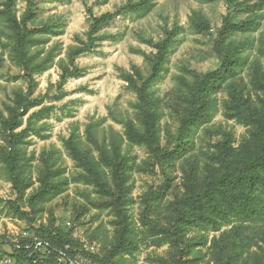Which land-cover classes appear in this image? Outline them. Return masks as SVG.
<instances>
[{
    "label": "rangeland",
    "instance_id": "rangeland-1",
    "mask_svg": "<svg viewBox=\"0 0 264 264\" xmlns=\"http://www.w3.org/2000/svg\"><path fill=\"white\" fill-rule=\"evenodd\" d=\"M6 1L0 0V264H28L12 256L13 245L25 242L39 243V259L53 261L38 233L46 227L75 240V249L66 248L73 264H264V192L242 202L229 198L218 209L192 199L219 144L232 147L234 162L264 150V8L256 32L225 39L227 0H151L142 9L129 6L142 0H16L20 30L5 16ZM85 4L96 17L111 13L114 20L82 53L91 46ZM232 15L231 23L252 17ZM25 21L32 31L28 70L18 53ZM172 33L154 78V45ZM226 58L244 61L242 69L209 88L200 122L180 134L199 107L202 81ZM75 67L85 75L61 89L62 76ZM34 100L42 105L24 113ZM17 113L25 116L16 133L28 128L17 145L19 190L5 161ZM174 150L175 158L164 157ZM244 201L254 214H241Z\"/></svg>",
    "mask_w": 264,
    "mask_h": 264
},
{
    "label": "trees",
    "instance_id": "trees-1",
    "mask_svg": "<svg viewBox=\"0 0 264 264\" xmlns=\"http://www.w3.org/2000/svg\"><path fill=\"white\" fill-rule=\"evenodd\" d=\"M232 7L231 13L226 18V26L221 31L222 38H229L236 33H251L256 32L259 29L260 23L258 21V12L262 11L264 8V0L254 5H245L238 2V0H227ZM151 2V0H142L140 5H133L130 3L134 9H142ZM16 0H7L5 3V16L8 18L12 26L16 29H21L17 18L14 15ZM87 8V13L91 20V32H90V43L88 49H84L82 53L88 52L97 42L101 41L104 37H99V32L105 27L111 24L114 20V14L107 13L101 17H96L93 10L85 4ZM232 14H250L247 21L233 22ZM23 35L18 39V53L20 55V62L22 66L28 70L27 61V38L32 34V31L28 29L27 22L25 21L23 27ZM174 33L168 34V38L160 43L154 45L157 50V63L154 67V78H158L161 74L164 61L167 57L169 48L173 44ZM244 61H237L235 58H226L223 65L214 72L208 74L202 81L200 90L198 92L197 102L199 107L192 112L183 122L180 134H184L185 131L189 129L191 124H197L200 122L202 115V108L205 105V99L203 95L209 90V88L219 80H226L228 78H233L237 75L238 71L242 69ZM85 70L75 67L73 71H66L60 80V87L63 89L69 80L78 79L85 75ZM30 80L32 76L30 75ZM42 105L39 100L29 101L28 109L23 112L27 114L29 109L36 108ZM241 110H244L246 116H249V111L245 108V104L241 105ZM25 114L17 113L10 123V140H9V152L5 159L8 166L11 180L14 187L19 190V175L17 173V145L18 139L24 137L28 128L21 131V133H16L19 125V118L24 117ZM256 116L251 119L253 125L257 123L254 122ZM220 146V149L218 148ZM217 147L218 153L212 154L210 158V163L207 165V174L203 181L201 192L195 193L192 197L195 201L203 199L207 201L212 207H223V203L229 198H235L242 202L246 197H253L254 195L261 194L264 192V150H258L241 155L238 161H233L232 159V147L229 146L227 142L219 144ZM179 153V150H174L172 153L164 155L166 159L175 158ZM220 153V154H219ZM214 164L216 167H214ZM193 193L191 190L190 194ZM233 195V196H230ZM222 198V200H220ZM233 200V199H232ZM250 203V201H249ZM249 203L244 201L241 205V214L243 216L252 215L255 213L254 209H251ZM233 209L234 203H229ZM239 214V211H234ZM38 233L45 239L44 248L50 251L51 257L54 258L53 261L49 259L47 261H41L39 259L41 247L39 243L25 242L20 244H15L12 247L13 257L20 261L26 262L28 264H58L57 259H62L67 261L68 264H73V259L69 255V251L66 248L75 249L76 242L70 236L63 234L60 230L54 227H46L38 230ZM182 263V260H180Z\"/></svg>",
    "mask_w": 264,
    "mask_h": 264
},
{
    "label": "built area",
    "instance_id": "built-area-1",
    "mask_svg": "<svg viewBox=\"0 0 264 264\" xmlns=\"http://www.w3.org/2000/svg\"><path fill=\"white\" fill-rule=\"evenodd\" d=\"M4 263H5V264H11L12 261H11V260H4Z\"/></svg>",
    "mask_w": 264,
    "mask_h": 264
}]
</instances>
